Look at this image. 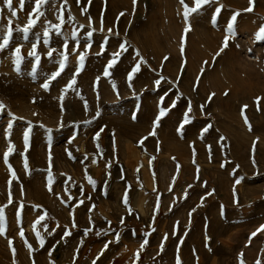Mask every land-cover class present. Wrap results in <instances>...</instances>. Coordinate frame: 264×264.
I'll list each match as a JSON object with an SVG mask.
<instances>
[{
  "label": "rangeland",
  "instance_id": "rangeland-1",
  "mask_svg": "<svg viewBox=\"0 0 264 264\" xmlns=\"http://www.w3.org/2000/svg\"><path fill=\"white\" fill-rule=\"evenodd\" d=\"M12 6L0 264H264V0Z\"/></svg>",
  "mask_w": 264,
  "mask_h": 264
},
{
  "label": "snow or ice",
  "instance_id": "snow-or-ice-1",
  "mask_svg": "<svg viewBox=\"0 0 264 264\" xmlns=\"http://www.w3.org/2000/svg\"><path fill=\"white\" fill-rule=\"evenodd\" d=\"M3 2H4V4L7 6V8L9 9V11L11 12V16H13V17L16 16V15H17V12H16L15 9H13V6H12V0H3ZM45 2H46V0H35V7L33 8V12L29 14L28 25H27L26 27H24L23 29H17V31H22V32H23V35H24V38H25V39H27V37H28V33H29L30 29L35 25V20L31 19V17H32L33 15H36L37 17L43 15V13L39 12V8H40V6H41L43 3H45ZM78 2H79V0H78ZM207 2H208V0H194V3H195L196 6H195V7H192V8H189V6H188L187 4H185V0H180V3L184 6V9H185V13H184V14H185V17H186V18H187V16H188L190 13H195V12H197V11L199 10V8H200L204 3H207ZM253 2H254V0H249L250 7H249L248 9H246V11H252V10H253L252 7H251V5L253 4ZM24 4H25V0H20V8H21V9H23ZM0 11H2V10H0ZM9 23H11V21H10ZM59 29H60V25H56L57 34H59ZM230 30H231V25H229V32H230ZM109 31H111V29H109ZM258 32L261 33V34H264V25H262V26L258 29ZM11 35H12V29L9 28L8 31H7V33L3 36V42L0 43V51H3L5 48L8 47V45H9V43H10ZM88 35L91 36V33H88ZM48 36H49L48 32L45 31V33H44V43H45V44L48 43ZM73 36H75V33H73ZM259 38L264 39V36H261V37H259ZM227 43H228V35L225 36L224 47H227ZM36 47H37V45L34 43V44L32 45L33 51L29 53L30 56H34V55H35V49H36ZM65 47H66V45H65ZM123 47H124V46L121 45V48H123ZM53 51H55V50L49 51L48 55H49V56H52ZM221 51H223V48H221ZM19 53H20V48L17 47V48L15 49V54H16V56H17V60H16L17 71H19V64H20V62H21V58L19 57ZM218 54H219V53H218ZM62 55H63V54H62ZM114 55H115V54H114ZM66 59H67V57L65 56V57H64V60H61V61H60V65H59L60 70L54 72V73L51 75V79H52V80L56 79V78L61 74V72L63 71V69H64V67H65V62H64V61H65ZM79 60H80L81 62H83V60H84V56H83L82 54L79 56ZM109 67H111V65H109ZM136 70H137V69L134 68V69H133V72H135ZM77 74H78V73H77ZM105 74L107 75L108 73L106 72ZM128 79H129V80L132 79V75H131V74L129 75ZM73 83H75L74 78H73V80H71V81L69 82V84H68L66 87H71V85H72ZM156 83L159 84V80H157ZM44 87L47 88V87H48V84L46 83V84L44 85ZM225 94H227V93H225ZM213 95H214V94H213ZM173 106H174V105H173ZM244 108H247V105H245ZM2 109H3V104H2V102H0V110H2ZM189 110H190V109H189ZM164 114H165V113H164V111L162 110L161 113H160V115L162 116V115H164ZM245 122L247 123V118H246V117H245ZM209 127H210V126H209ZM205 131H207V128L205 129ZM27 138H28V133L26 132V133H24L25 143H27ZM10 151H11V148L9 149V152H10ZM9 152H5L4 157H3L6 163H7V160H8V154H9ZM125 202H126V199H125ZM44 219H45V217L41 215L35 223H40V221H42V220H44ZM262 230H264V229H262ZM0 231H3V230L0 229ZM49 234H51V233H49ZM68 234H70V233H66V235H68ZM253 235H255V233H254ZM21 236H23V233H22V232H21ZM37 239L39 240L41 246H43L44 241H43L42 238H40V234H39L38 232H37ZM146 243H147V241L144 242V244H146ZM28 247L31 248V245H28ZM142 247H143V245H142ZM136 255H137V257H138V256H139V253H137ZM93 264H95V261L93 262ZM177 264H180L179 260L177 261Z\"/></svg>",
  "mask_w": 264,
  "mask_h": 264
}]
</instances>
